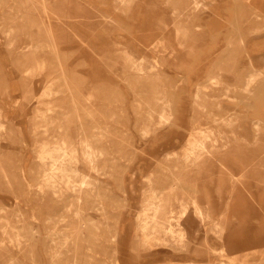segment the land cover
I'll list each match as a JSON object with an SVG mask.
<instances>
[{
  "label": "rangeland",
  "instance_id": "1",
  "mask_svg": "<svg viewBox=\"0 0 264 264\" xmlns=\"http://www.w3.org/2000/svg\"><path fill=\"white\" fill-rule=\"evenodd\" d=\"M261 45L264 0H0V264H264V202L243 187L264 198V133L244 155L225 120L257 135ZM85 136L99 172L83 155L91 182L71 170L75 187L55 193L50 163ZM150 167L167 184L144 205ZM170 203L184 251L140 228Z\"/></svg>",
  "mask_w": 264,
  "mask_h": 264
},
{
  "label": "bare ground",
  "instance_id": "2",
  "mask_svg": "<svg viewBox=\"0 0 264 264\" xmlns=\"http://www.w3.org/2000/svg\"><path fill=\"white\" fill-rule=\"evenodd\" d=\"M45 1V0H43ZM187 6V3L184 2ZM251 37V36H250ZM253 40V39H252ZM259 44V43H258ZM260 45V44H259ZM261 46H264V45H261ZM41 46H39L38 48L40 49ZM37 50V54L39 55V58L42 57V54H41V50ZM56 50V49H55ZM251 51V50H250ZM49 55V54H48ZM254 57V56H252ZM264 58V57H263ZM263 60V59H261ZM59 61V60H58ZM45 62V61H44ZM47 62V61H46ZM263 66H264V62L262 63ZM257 68H255L254 70H252L250 72V74L248 75L247 77V80H246V86L245 88L249 91H252L251 89V86L254 82L257 81L259 75L258 73L256 72ZM223 81V77H222V80L220 81V83H222ZM214 82V80L212 81ZM215 83H218L215 81ZM227 83L228 85L225 87V94L227 95V97L230 96L229 94V91L232 89V86L233 87H237V83L234 81V80H231V81H227L225 82ZM47 84V83H46ZM219 84V83H218ZM202 87L201 86H198L197 87V90H196V94L199 95L202 91L201 89ZM53 89V88H52ZM51 89V91H52ZM54 92V91H52ZM48 94V93H47ZM50 94V93H49ZM45 95V94H44ZM54 96V95H52ZM49 97V96H48ZM51 97V96H50ZM205 97V96H204ZM197 100V99H196ZM204 101V100H203ZM253 108H254V114L255 116H253V121L255 122L256 124V127H257V135L255 136V133H254V137L252 136V140H248V137H245V134H240L239 133V130L236 131L235 130V127H234V123L232 122L233 119L230 118V117H227V119H225L227 121V124L230 123V125H228L233 133L235 134V143H232L233 140L232 138H230V136H226V143H228V147H232L234 144H235V147L236 148H241L244 150V146H248L250 144H255L256 142H258L260 140V138L262 137V134L264 133L263 132V129H262V124L264 125L263 122H261L262 119H264V111H261L258 107H256L254 104L251 105ZM165 112V111H164ZM166 113V112H165ZM162 117L165 115L164 113H162ZM257 117V119H256ZM262 119H261V118ZM170 119V118H169ZM256 119V120H255ZM165 123L167 121H164ZM215 122V121H214ZM240 129V128H239ZM60 130V129H59ZM199 130V129H198ZM57 131V130H56ZM224 131H227V130H224ZM261 132V136H260V133ZM52 133V132H51ZM199 133V132H198ZM222 134V133H221ZM98 135V134H97ZM212 135V134H211ZM244 135V136H243ZM111 137V136H110ZM211 137V136H210ZM51 138V137H50ZM216 138V137H215ZM178 138H174V140H176ZM83 140V139H82ZM84 140H86L87 142V148H83V151L81 152V149L80 146L78 145H75L73 146L71 149H65L63 152H62V149H60L59 152H56V157H52L54 158L52 163L51 164V168H52V172L50 173V176L48 179V182L50 184V182H52V185L53 186V189L55 190L54 192L56 193V191H59V189L63 188V187H75V181H73L72 179V176H71V173L70 171L71 170H75V171H79L81 173V175H83V182L84 183H88V182H91V181H88V179L90 178V176L84 172L81 171L80 169V166L78 165H75L74 163L75 162H82V158L81 156H85V158L87 160H89L90 162H92L93 160L91 159V157H94V162H95V157L97 156V150L94 149V146L92 145L91 141H90V137L88 136H85L84 137ZM199 141V145L198 146H194V147H191V151L192 152H198L200 150V154L196 155L198 157V161H202L201 158H203V154L205 152L207 153H210L211 150L208 148V145L206 143L205 140H198ZM216 141V140H215ZM222 141V140H221ZM255 141V143H254ZM53 142V141H52ZM84 142V141H83ZM107 142V141H106ZM177 141H175L176 143ZM57 143V142H56ZM193 143V142H192ZM76 144V143H75ZM86 144V143H85ZM219 144V143H218ZM57 145V144H56ZM64 145V144H63ZM194 145V144H193ZM65 146V145H64ZM255 146V145H254ZM253 145L250 147V148H253L254 147ZM221 147V146H220ZM219 147V148H220ZM247 147V148H248ZM64 148V147H63ZM53 149V148H52ZM199 149V150H198ZM213 149V148H212ZM221 149V148H220ZM228 150V149H227ZM230 150V149H229ZM250 151V150H249ZM253 151V150H252ZM251 151V152H252ZM220 152V151H219ZM170 151L169 150H164L163 151V154H162V158H167L170 154ZM230 152H228L229 154ZM250 152H244V155L245 154H249ZM194 154V153H193ZM45 155V154H43ZM47 156V155H46ZM51 156V155H50ZM53 156V154H52ZM101 156H102V153H101ZM210 156V155H209ZM112 158V156H111ZM248 158V157H247ZM250 158V156H249ZM216 160L217 162H219V164L222 166L221 167H224L226 165V163H224L223 161H220L216 156H213L211 157L210 160ZM115 160V159H114ZM117 160V159H116ZM189 160V159H188ZM100 161V160H99ZM207 161V159H206ZM116 162V161H115ZM118 162V161H117ZM224 164H223V163ZM231 162V161H230ZM233 162V161H232ZM209 163V162H208ZM229 163V162H228ZM49 164V165H50ZM77 164V163H76ZM228 165V164H227ZM226 165V167H227ZM94 166H95V169L99 172V170L97 169V163L95 162L94 163ZM151 169H149L150 171V175L148 176V179H149V182L148 184L150 185V195L144 197L143 199H141V201L143 202L144 205H148V204H153V201H152V196L155 193V191L157 190H160L161 192H159V194H157V197L158 198H161L163 196V192L161 189V187H158L159 184L160 185H165L167 184V182H164V179L162 178L160 181L157 180L155 186L154 187V184L152 186V182H153V176H155L156 174V169L155 167H150ZM225 168V167H224ZM225 170H230L228 168H225ZM214 171V170H213ZM242 171V170H241ZM219 172V171H218ZM99 179V178H98ZM100 181V180H99ZM174 181V182H173ZM171 183H169L167 185V189L170 188L169 190L170 191H173L175 189V186L177 185V181L176 179H174ZM77 183V182H76ZM93 185L92 186H96L98 185L100 182H92ZM155 183V182H153ZM45 184V183H44ZM244 188L246 189H249V191H251V194L259 201L260 204L263 205V202H264V198L262 197V195L260 193H258V196L256 197V194L253 190H251V186L249 184H244L243 185ZM94 188V187H93ZM166 188V187H164ZM69 189V188H68ZM75 190V189H74ZM62 191V190H61ZM76 191V190H75ZM108 191V190H107ZM245 191V190H244ZM152 193V195H151ZM262 193V192H261ZM58 194V193H57ZM175 194V193H174ZM263 194V193H262ZM150 196V197H149ZM169 196V195H168ZM182 196V195H181ZM252 196V197H253ZM253 197V198H254ZM175 199V198H174ZM180 199V204L182 205V207H184V212L187 214L189 212L188 210V202H189V199L186 198V197H179ZM156 204V203H155ZM153 204V205H155ZM162 206V205H161ZM198 206V205H197ZM160 207V206H159ZM264 207V206H263ZM203 209V208H202ZM176 207H174V205L172 203H170L169 205H165L161 208V209H158L156 208L155 212L153 213H147V217L146 218H143L141 220V223H140V228L143 229V232L144 230L146 232H149V228L151 229V232L150 233H153V230H158L159 231V228L163 229V232L168 236H171L173 237V240H175L177 242V246L181 247V250L184 251L186 250L187 248V244H188V236H187V230H185V228H182L181 226L180 227H177L176 224H175V212H176ZM140 221V220H139ZM220 225V223H219ZM75 246V250L76 252L78 253V249L80 248V245L78 244V242L76 244H74ZM69 251L73 252V248H72V245L69 246L68 248Z\"/></svg>",
  "mask_w": 264,
  "mask_h": 264
}]
</instances>
